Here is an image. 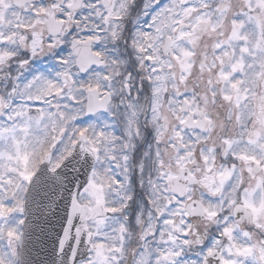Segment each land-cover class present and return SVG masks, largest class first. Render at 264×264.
<instances>
[{"label": "snow or ice", "instance_id": "snow-or-ice-1", "mask_svg": "<svg viewBox=\"0 0 264 264\" xmlns=\"http://www.w3.org/2000/svg\"><path fill=\"white\" fill-rule=\"evenodd\" d=\"M0 264H264V0H0Z\"/></svg>", "mask_w": 264, "mask_h": 264}]
</instances>
